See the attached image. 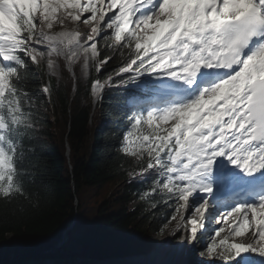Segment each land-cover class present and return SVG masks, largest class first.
I'll return each mask as SVG.
<instances>
[{"label": "snow or ice", "instance_id": "obj_1", "mask_svg": "<svg viewBox=\"0 0 264 264\" xmlns=\"http://www.w3.org/2000/svg\"><path fill=\"white\" fill-rule=\"evenodd\" d=\"M77 67L95 73L93 103L119 90L117 167L147 184L149 208L171 209L156 234L207 240L200 255L219 264H264V0H0L3 204L29 196L20 164L40 93L50 103L51 79Z\"/></svg>", "mask_w": 264, "mask_h": 264}, {"label": "trees", "instance_id": "obj_2", "mask_svg": "<svg viewBox=\"0 0 264 264\" xmlns=\"http://www.w3.org/2000/svg\"><path fill=\"white\" fill-rule=\"evenodd\" d=\"M105 67L110 72L115 65L109 61ZM94 75L82 76L79 67L75 76L61 69L50 81L51 102L40 93L39 124L34 139L24 141L20 164L29 196L0 202V264L123 259L149 252L161 237L155 229L171 209L149 208L140 199L147 184L129 183L117 167L124 159L117 148L126 127L113 107L119 90L107 89L103 106L93 107L87 86ZM44 82L47 77L33 78L30 87L39 93ZM49 105L54 121L48 119Z\"/></svg>", "mask_w": 264, "mask_h": 264}, {"label": "rangeland", "instance_id": "obj_3", "mask_svg": "<svg viewBox=\"0 0 264 264\" xmlns=\"http://www.w3.org/2000/svg\"><path fill=\"white\" fill-rule=\"evenodd\" d=\"M86 31V29L82 26L81 27V32ZM159 247L164 246L165 244H170L173 245L176 241H172L169 237L167 239H165V237H159ZM207 241L203 242L206 243ZM203 243H197L195 245H191V244H184L181 248V250H178L175 254H174V262L176 261V264H181L178 262V256L179 255H185L188 254L189 257V264H219L218 261H213V260H208L206 257H203L200 255V251L203 247ZM169 252H164V258L170 256ZM173 256V255H172ZM130 259V258H124V259H117V260H111V261H95V260H91V259H87L85 261L86 264H127L126 260ZM49 264V263H48ZM51 264V263H50Z\"/></svg>", "mask_w": 264, "mask_h": 264}, {"label": "bare ground", "instance_id": "obj_4", "mask_svg": "<svg viewBox=\"0 0 264 264\" xmlns=\"http://www.w3.org/2000/svg\"><path fill=\"white\" fill-rule=\"evenodd\" d=\"M184 244H181L179 241H176L173 245L165 244L162 247H156L152 252H150L147 255L131 257L130 259L126 260V263L127 264H172L174 263V254L178 250H181ZM164 252H169L171 254L170 256L164 258L163 255Z\"/></svg>", "mask_w": 264, "mask_h": 264}]
</instances>
